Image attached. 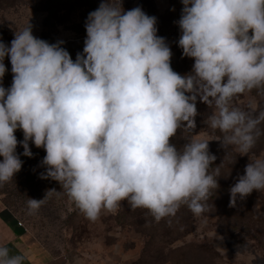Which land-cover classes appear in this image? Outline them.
Masks as SVG:
<instances>
[{"label":"clouds","instance_id":"obj_1","mask_svg":"<svg viewBox=\"0 0 264 264\" xmlns=\"http://www.w3.org/2000/svg\"><path fill=\"white\" fill-rule=\"evenodd\" d=\"M182 4L178 45L194 59L185 75L173 70L156 17L140 7L125 11L122 0H104L89 13L75 60L63 41L35 37L30 24L16 30L10 47L0 41V80L6 57L13 73L11 87L0 86V185L22 168L18 144L33 156L31 142L46 151L41 178L59 182L92 222L124 201L157 223L181 206L199 217L219 187L220 167L209 171L216 156L195 136L180 149L172 143L181 129H195L199 100L212 109L205 123L223 134L215 140L249 158L229 207L264 191V154L252 152L264 135V110L232 104L253 90L264 95V0ZM45 198L27 201L30 215ZM0 264H24V256L0 246Z\"/></svg>","mask_w":264,"mask_h":264},{"label":"rangeland","instance_id":"obj_2","mask_svg":"<svg viewBox=\"0 0 264 264\" xmlns=\"http://www.w3.org/2000/svg\"><path fill=\"white\" fill-rule=\"evenodd\" d=\"M102 2L104 0H0V41L10 47L16 30L30 24L35 37L50 44L63 41L61 46L75 60L77 53L83 51L88 15ZM122 6L125 11L140 7L147 15L156 17L157 35L164 37L166 42L175 40L174 35L181 31L176 25L184 7L182 0H122ZM171 51L175 57L177 49ZM182 53L181 50L180 55ZM4 64L7 71L0 86L7 89L13 81L10 58L6 57ZM232 104L242 109L255 105L257 110H264V95L253 90L236 97ZM198 105L196 123L199 128L193 136L209 141V150L216 149L211 154L216 156L217 152H222L215 162L224 175L229 172L236 177L244 175L249 158L239 156L234 146L224 149L221 142L215 140L223 134L205 123L212 109L203 102ZM259 127L264 131V123ZM15 134L18 141L23 140L21 130ZM16 151L22 163L26 161L23 146L18 144ZM252 152L256 156L264 154V135L257 140ZM226 179L228 181L229 177ZM33 180L26 181L23 195L14 185L10 195L0 193V246H6L10 255H23L24 264H173L168 249L166 256L159 260L145 255L149 234L144 233L139 210L133 211L127 202L121 203L116 214L102 212L92 222L76 208L59 182ZM255 192L259 200L253 208L260 210L258 205L263 199L259 197L264 191ZM30 198H45L32 215L27 206ZM193 219V230L183 235L175 246L194 241L208 243L219 252V264H264V248L258 241L243 232L224 233L217 216L201 214ZM22 229L26 231L25 235ZM154 249L151 254L159 253Z\"/></svg>","mask_w":264,"mask_h":264},{"label":"trees","instance_id":"obj_3","mask_svg":"<svg viewBox=\"0 0 264 264\" xmlns=\"http://www.w3.org/2000/svg\"><path fill=\"white\" fill-rule=\"evenodd\" d=\"M176 28H178V24ZM180 33L174 35L175 40H168L166 43L171 50L177 49L176 56H172L171 58L172 61H175L173 64L171 62L173 70L181 75H185L192 71L194 59L189 57L183 58V54L180 55L182 50L178 45ZM180 61L182 63H180ZM198 104L199 101H197V108L199 106ZM203 106L205 105L202 104V107ZM196 119L197 116L195 117V122ZM198 128L199 125L196 123L194 130L185 131L181 129L177 132L176 136L173 137L172 143H174L178 149L182 148L183 144L197 133ZM30 148L33 156L27 157L26 161L22 163L23 167L21 170L15 174L10 182L0 185V193L7 192V195H10L12 193V189L10 190V188L14 185L17 191L23 195L26 193V189L23 188V186L26 185V181L30 179L34 181L33 179L35 178L43 182L49 181L50 178H41V174L46 171V168L42 164L43 158L46 156V151L43 148H37L31 142ZM215 151L216 149L210 151V153H214ZM219 155H222V152L220 154L217 152L216 156L219 157ZM2 159L3 157H0V161H2ZM217 166L218 164L214 162L211 166L212 168L209 169L210 173H213ZM227 176L229 177L228 181L226 179ZM217 180L219 187L218 189L211 190L210 197L205 202L206 209L202 214L217 216L220 223H222L224 233L243 232L252 239L258 241L260 246L264 248V194H262V197H259L263 199V203L258 205L260 206V210L253 208V204L255 205L257 200H259L255 190L245 199H238L235 207H229V190L231 186L237 182L238 176L236 177V174L232 172L224 175L220 168V176L217 177ZM138 210V216H141V222L145 230L144 233L149 234V240L145 247V255H149L153 260H159L166 256L165 250L168 249V253H171L170 256L173 264H219V252L208 243L194 241L181 245L176 244L175 246V243L180 240L183 235L189 233L194 228V215L187 206H181L174 216L166 217L158 223L148 214L147 210ZM22 234H26L24 229H22ZM154 248L157 249L156 251L160 254L157 252L151 254Z\"/></svg>","mask_w":264,"mask_h":264},{"label":"crops","instance_id":"obj_4","mask_svg":"<svg viewBox=\"0 0 264 264\" xmlns=\"http://www.w3.org/2000/svg\"><path fill=\"white\" fill-rule=\"evenodd\" d=\"M18 234V236H20L21 234H19V233H16V235Z\"/></svg>","mask_w":264,"mask_h":264}]
</instances>
